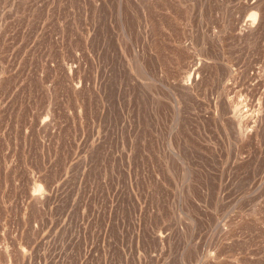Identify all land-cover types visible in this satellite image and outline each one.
Instances as JSON below:
<instances>
[{"label":"rangeland","instance_id":"374dc122","mask_svg":"<svg viewBox=\"0 0 264 264\" xmlns=\"http://www.w3.org/2000/svg\"><path fill=\"white\" fill-rule=\"evenodd\" d=\"M0 264H264V0H0Z\"/></svg>","mask_w":264,"mask_h":264},{"label":"bare ground","instance_id":"6f19581e","mask_svg":"<svg viewBox=\"0 0 264 264\" xmlns=\"http://www.w3.org/2000/svg\"><path fill=\"white\" fill-rule=\"evenodd\" d=\"M254 2H255V1H254ZM256 3H257V2H256ZM247 5H248V4H247ZM249 7L255 9V4H254V3H251V4H249ZM252 15L254 16L255 14H252ZM253 19H255V18L253 17ZM253 19H251L252 21H249V20H250V19H249V20H248L249 22H245L246 24L244 23V25L246 26V30H245L244 28H243V29H244L247 33H248V32H249V33L252 32V29L254 30L253 25H254V23H255V20H253ZM246 20H247V19H246ZM245 26H244V27H245ZM255 33H256V32H255ZM255 33H254V34H255ZM252 36H254V35H252ZM192 70H193V72H196V71L198 72V68H197V67H194ZM189 77H190V76H189ZM188 80H189V78H188ZM192 81H193V80H192ZM194 81H195V80H194ZM193 83H194V82H193ZM187 84H188V83H187ZM187 84H186V85H187ZM236 115H237V114H236ZM233 118L236 120V118H238V116H235V117H233ZM237 120H238V122L240 123V122H241L242 120H244V119H243V118H242V119H241V118H240V119L238 118ZM240 120H241V121H240ZM85 251H86V250H85ZM86 254H87V253H86Z\"/></svg>","mask_w":264,"mask_h":264}]
</instances>
